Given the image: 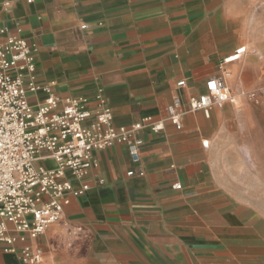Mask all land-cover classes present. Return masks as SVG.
<instances>
[{
  "label": "crops",
  "instance_id": "crops-1",
  "mask_svg": "<svg viewBox=\"0 0 264 264\" xmlns=\"http://www.w3.org/2000/svg\"><path fill=\"white\" fill-rule=\"evenodd\" d=\"M0 29V41L33 47L38 81L56 96L88 98L94 113L104 95L117 127L165 118L223 71L236 98L185 116L181 131L144 128L139 163L121 144L95 152L90 191L28 240L41 264H264V230L221 179L233 154L264 167V0H0ZM22 247L0 244V264H24Z\"/></svg>",
  "mask_w": 264,
  "mask_h": 264
},
{
  "label": "built area",
  "instance_id": "built-area-1",
  "mask_svg": "<svg viewBox=\"0 0 264 264\" xmlns=\"http://www.w3.org/2000/svg\"><path fill=\"white\" fill-rule=\"evenodd\" d=\"M4 33L0 29V35ZM241 49L223 64L239 59L246 51ZM34 54L21 38L0 41V244L4 253H16V244L22 243L19 257L24 264L43 261L42 250L28 240H37L64 219L70 196L90 191L84 180L96 167L95 152L121 144L128 148L132 162L139 163L143 140L138 135L144 128L160 134L170 123L181 131L185 116L209 114L213 107L236 103L226 83L231 74L223 71L207 80L204 94L169 105L165 118L146 117L130 127H117L104 95L96 97L92 113L88 98L61 99L50 86L42 85ZM184 85V81L178 84ZM39 93L46 97L40 99ZM68 173L82 182L80 188L74 187ZM173 189L182 190V184H174Z\"/></svg>",
  "mask_w": 264,
  "mask_h": 264
},
{
  "label": "rangeland",
  "instance_id": "rangeland-1",
  "mask_svg": "<svg viewBox=\"0 0 264 264\" xmlns=\"http://www.w3.org/2000/svg\"><path fill=\"white\" fill-rule=\"evenodd\" d=\"M232 156L231 166L221 169L223 184L238 196L239 204L247 207L246 217L251 219L252 226L257 231L264 230V167H246L243 155ZM227 171L233 176L226 174Z\"/></svg>",
  "mask_w": 264,
  "mask_h": 264
},
{
  "label": "snow or ice",
  "instance_id": "snow-or-ice-1",
  "mask_svg": "<svg viewBox=\"0 0 264 264\" xmlns=\"http://www.w3.org/2000/svg\"><path fill=\"white\" fill-rule=\"evenodd\" d=\"M241 51H243V49H241Z\"/></svg>",
  "mask_w": 264,
  "mask_h": 264
}]
</instances>
